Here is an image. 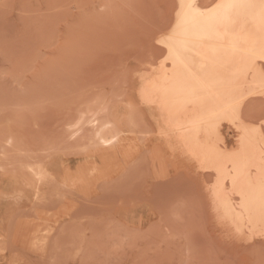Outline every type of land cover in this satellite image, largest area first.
<instances>
[{"label": "rangeland", "instance_id": "obj_1", "mask_svg": "<svg viewBox=\"0 0 264 264\" xmlns=\"http://www.w3.org/2000/svg\"><path fill=\"white\" fill-rule=\"evenodd\" d=\"M176 4L0 0V264H264L135 101Z\"/></svg>", "mask_w": 264, "mask_h": 264}, {"label": "bare ground", "instance_id": "obj_2", "mask_svg": "<svg viewBox=\"0 0 264 264\" xmlns=\"http://www.w3.org/2000/svg\"><path fill=\"white\" fill-rule=\"evenodd\" d=\"M157 43L162 53L139 72L135 101L152 110L172 155L208 174L222 225L264 239V115L244 113L264 100V0H177Z\"/></svg>", "mask_w": 264, "mask_h": 264}]
</instances>
